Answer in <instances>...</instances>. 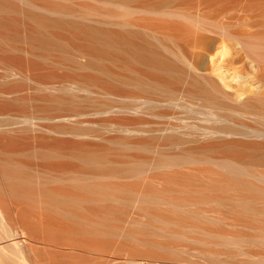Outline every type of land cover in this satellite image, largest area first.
<instances>
[{
  "label": "bare ground",
  "instance_id": "bare-ground-1",
  "mask_svg": "<svg viewBox=\"0 0 264 264\" xmlns=\"http://www.w3.org/2000/svg\"><path fill=\"white\" fill-rule=\"evenodd\" d=\"M204 31L214 33L207 106L221 120L234 121L223 110L255 120L212 129L242 137L207 142L206 158L123 154L114 137L27 143L0 122V218L29 262L264 264V0H0V67L53 90L43 99L50 116L73 114L79 108L63 93L70 86L128 92L89 74L113 73L96 60L151 66L177 47L202 46ZM80 54L86 59L72 57ZM16 101L0 95V113L37 117Z\"/></svg>",
  "mask_w": 264,
  "mask_h": 264
},
{
  "label": "rangeland",
  "instance_id": "rangeland-1",
  "mask_svg": "<svg viewBox=\"0 0 264 264\" xmlns=\"http://www.w3.org/2000/svg\"><path fill=\"white\" fill-rule=\"evenodd\" d=\"M243 27L248 28L249 25L244 24ZM208 33L209 36L207 31H204L202 46H188L189 50L188 47H177L178 53L175 48L174 54L162 56L163 59L159 63L151 66L133 65L132 62L141 61L134 59L96 60L104 66L109 65L113 73H103L87 68L88 73L102 79L101 83L111 88H123L128 92L119 94L109 90L87 89L86 86L85 88L70 86L69 89H64L63 93L68 98H72L79 108V111L73 114L65 112L50 116V107L47 106L49 104L43 99L53 90L40 84L31 88L28 81L23 84L24 81L20 75H13L0 67V95L6 98L15 97L17 101L13 103V106L27 111L38 110L35 118L1 112V131L6 130V134L22 138L27 143L34 141L37 136L47 142L51 141L53 136L59 135L62 138H74L93 143L105 142L110 137H114L115 140H112L111 145L123 154L151 156L162 154L167 158H178L189 154L197 158H206L207 151L202 150L201 147L207 142L242 137L241 134H211L212 129L229 126L243 129L244 125L241 121L255 122L246 114L226 110L221 113L229 114L234 121L221 120L213 114L214 109L207 106L204 99L207 95V83H209L207 72L215 71V68L207 66V37L214 35L213 32ZM59 34H61L60 30ZM96 35L99 34L96 33ZM82 37V35L79 37L73 34L65 35V38H69L72 42H78ZM40 51L44 52V50ZM72 57L86 59L82 54L72 55ZM136 68L147 71L154 79L147 81L142 75L132 72V69ZM177 70L185 72L183 86L188 91L180 89ZM122 79L127 82H122ZM19 83L22 86L14 90L13 86ZM189 88L196 89L197 93H190ZM135 92H139L140 95L137 96ZM258 121L264 123L262 118H258ZM140 140H148L151 144L136 145V142ZM196 166H207V162H200ZM15 237L12 229L0 218V244L6 247L5 249L0 247V264H32L15 246ZM125 261L127 263L125 258H117L102 264H120Z\"/></svg>",
  "mask_w": 264,
  "mask_h": 264
}]
</instances>
